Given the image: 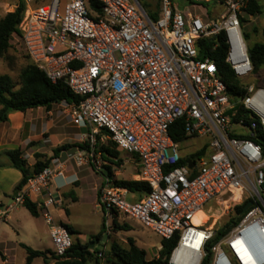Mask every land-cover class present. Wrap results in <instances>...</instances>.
<instances>
[{
    "label": "built area",
    "instance_id": "obj_1",
    "mask_svg": "<svg viewBox=\"0 0 264 264\" xmlns=\"http://www.w3.org/2000/svg\"><path fill=\"white\" fill-rule=\"evenodd\" d=\"M89 1L18 0L11 8L22 2L24 11L11 38L50 83L64 84L78 98L65 104L72 126L89 132L88 158L76 152L77 166L96 160L94 170L105 172V162L97 161L100 154L93 153L97 141H111L136 160L134 181L146 185L148 193L129 200L132 193L105 176L96 203L105 232L109 235L113 222L122 220L161 240L178 236L167 264H201L204 246L216 230L207 224L211 219L195 226L193 216L209 202L222 204L226 213L231 206L250 203L211 247L210 264H264V147L251 139L264 134V89L242 85L245 95L232 97L214 60L202 58L197 47L198 40L223 35L224 62L239 81L250 77L239 27L256 0H214L223 12L211 22L190 11L211 0H184V10L173 0H159L156 20L137 0H97L101 14L90 10ZM178 120L184 141L205 138L208 143L182 156L179 143L169 136ZM201 151L202 157H190ZM183 158L185 165H179ZM63 172V164L43 169L27 179L10 203L0 205V222H5L26 200L36 204L57 257L72 244L52 216L62 202L53 184ZM185 240L198 241L194 263L177 251Z\"/></svg>",
    "mask_w": 264,
    "mask_h": 264
},
{
    "label": "rangeland",
    "instance_id": "obj_2",
    "mask_svg": "<svg viewBox=\"0 0 264 264\" xmlns=\"http://www.w3.org/2000/svg\"><path fill=\"white\" fill-rule=\"evenodd\" d=\"M69 0H61V3L68 2ZM181 9L187 6V2L184 0H173ZM141 3H149L151 10L155 11L157 8L156 2L153 0H140ZM138 2V3H139ZM18 4V0H0V19L7 13L13 12L15 9L11 7ZM198 7L190 9L191 13L197 14L201 17L207 15L209 22L219 21V16L223 12L220 5L215 2L211 3H197ZM264 6V0L262 1ZM244 23H240V33L242 41L248 51L256 43L263 42L262 29L264 28V8L261 14L254 16L244 15ZM256 30V32L253 31ZM10 49L8 51L7 60L0 61V75L7 74L12 79L13 83L18 88L19 75L25 66L31 62L23 53L18 41L14 38L10 39ZM260 75L261 86H264V67L261 68ZM242 85H254V78L251 75L248 78H244L240 81ZM35 119H40L42 113L36 111ZM33 114V115H34ZM46 119L49 120L46 129L37 131V135L40 139V147L37 149L35 142L34 145H28L22 152L21 157L26 161L29 168L34 164L33 153L37 152L44 155L46 158L52 156V150L55 147L62 145H83L89 142L87 129L76 128L70 123V119L67 115V108L65 104L53 106L51 113L48 114L44 111ZM39 123V120L35 122ZM108 142L106 141L105 144ZM208 143L205 138H195L179 143V153L183 156L190 154L191 152L204 147ZM109 149L116 151V149L109 144ZM39 150V151H37ZM83 151L85 159L88 158L86 155V149L82 150L78 147H72L67 151L60 154V158L57 161H52V165L63 164L64 177L66 181H71L70 175L75 174L78 180L71 181V184L63 186L62 181L64 178H58L55 180L62 202L61 206L52 210V216L55 221L58 220L60 214L69 221L72 227L77 231L78 234L71 236L74 239H78L81 243H86L93 240V237L98 235L103 226V216L100 209L96 207L97 192L100 191L102 183L104 181L103 176L94 170L96 160L93 163L87 160L86 164L77 166L74 160V154L76 152ZM98 157V156H97ZM121 160L120 165H111L105 162V165L110 166L111 173L114 180L130 181L137 171L136 162L132 156L119 151L118 158ZM117 159H113L116 162ZM97 161L104 162V159L97 158ZM0 163L2 165L8 164V159L5 156L0 157ZM1 169V168H0ZM17 172V171H15ZM1 185L5 188L9 186L13 181V177L5 176L0 178ZM135 199V198H134ZM133 199V200H134ZM131 200V198H129ZM68 213V216L65 214ZM201 213L208 219H211L207 224L211 225L214 221V229L216 231L221 230L230 220L237 217L234 206L230 208V211L226 213L223 210L222 204H215L209 202L202 210ZM117 228L112 226V230L109 235L104 230L102 239L95 242V250L101 252V257H98L99 262L106 264L105 258L107 253L110 251L112 245H116L122 250H128L131 247V243L136 248L146 253V259L150 260L158 256V251L161 246V239L152 231L137 225L134 222L117 220ZM234 227V226H233ZM232 227V228H233ZM0 242L6 243L10 247L13 246L11 252L8 253L10 259L15 264H22L26 256L25 250L20 244L26 245L33 250L45 251L46 249L52 248V243L48 235L47 227L44 223L42 215L38 217H32L29 212L23 207H16L5 222H0ZM33 264H44L41 259L34 260Z\"/></svg>",
    "mask_w": 264,
    "mask_h": 264
},
{
    "label": "trees",
    "instance_id": "obj_3",
    "mask_svg": "<svg viewBox=\"0 0 264 264\" xmlns=\"http://www.w3.org/2000/svg\"><path fill=\"white\" fill-rule=\"evenodd\" d=\"M138 2L140 0H137ZM156 2V7H159V0H153ZM263 0H256L250 4L246 10V14L254 16L261 14L264 6L262 4ZM215 2L211 0L210 2L202 3H211ZM216 3V2H215ZM142 9L148 15L151 20H156L158 18L159 9L155 11L151 10V5L149 3L139 2ZM90 10L101 14V5L97 0L89 1ZM24 11V4L22 2L16 7V9L7 13L0 19V60L6 61L8 51L10 49V39L13 34L17 33L18 24L21 21L22 14ZM241 23H244V18L240 19ZM256 32L255 29H253ZM263 42L256 43L252 48L247 51L248 58L252 66V76L254 78V86L256 88H263L261 86L260 75L261 68L264 67V28L262 29ZM216 46L214 49L213 47ZM197 47L199 54L202 58L210 57L216 63L219 76L226 86L227 92L232 97H243L245 95V90L242 88L241 82L234 76L232 70L224 62L226 45L224 43L223 35H218L215 37H210L206 39L198 40ZM30 61V60H29ZM31 62V61H30ZM19 84L18 88L13 83L12 79L7 74L0 75V123L8 121V116L14 112L25 113L27 110L44 108L45 111L49 112L52 110L53 106L60 104H75L78 102V98L73 95L70 90L62 83L52 84L48 81L45 75L36 68L32 63L28 64L23 68L19 75ZM169 136L174 143H180L186 140L184 125L181 120L176 121L169 130ZM255 143L264 147V134L258 132L254 138H251ZM108 145L105 143L102 144L99 141L96 142L93 153L100 154V157L104 159V162H108L111 165H120L121 160L118 158V153L120 150L111 142L107 141ZM109 144H111L116 151L109 149ZM28 145H34L30 143ZM72 147H78L82 150L89 149V144L83 145H62L56 147L52 150V156L46 158L44 155L39 153H34V164L29 168L26 161L21 157V152L19 149L5 151L0 153L1 156H5L8 159V167L13 168L20 172L21 179L15 185L13 193L20 191L26 184L27 179L34 175L40 173L43 169L50 166L51 162L59 158L60 154L67 151ZM191 158L195 157L194 155L190 156ZM113 159H117L116 162H113ZM187 158L180 160L179 165H185ZM3 165H0V168H3ZM106 177H110L114 185L127 189L130 193L138 195V199H141L146 193H148V187L143 183L136 181H123V180H114V177L111 173V168L108 165L103 166ZM104 175V172H101ZM103 185V183H102ZM99 192H97V199ZM245 204L234 206V211L237 215L236 218L230 220V223L227 224L221 230L216 231L215 237L204 246L205 256L201 264H210L211 260V247L218 242V240L226 234L233 226L237 224L240 220L239 214L241 213ZM23 207L29 212L32 217H38L39 211L36 204L32 203L29 200H26L23 204ZM68 216V213L65 212ZM68 233L73 236L78 234L73 228L69 225H63ZM114 228H117V224L113 222ZM103 226L98 235L93 237V240H90L86 243H81L78 239H75L70 248L66 251L63 257H57L53 252L49 250L38 251L33 250L28 246L22 245V248L25 250L26 259L25 264H31L33 260L40 258L44 263L53 261L54 264H100L98 259V254L100 251L95 250V248H90L91 244L95 245V242L98 241L103 233ZM178 243V236L173 237L170 240H162L160 250L158 251V256L156 258L147 260L146 253L142 250H139L131 243V247L128 250H122L116 245H112L110 251L107 253L105 258L106 264H167V258L171 254L172 250L176 247Z\"/></svg>",
    "mask_w": 264,
    "mask_h": 264
},
{
    "label": "crops",
    "instance_id": "obj_4",
    "mask_svg": "<svg viewBox=\"0 0 264 264\" xmlns=\"http://www.w3.org/2000/svg\"><path fill=\"white\" fill-rule=\"evenodd\" d=\"M36 111H39L42 113V116L40 119H35L34 113ZM44 111H45L44 108H36V109L27 110L25 113L14 112L8 116L7 122L0 123V153L5 152V151L16 150V149H19L20 152H22L28 146V144L33 143V142H35L36 147L38 149L40 147L39 136L41 134L37 135V131H41L44 128L46 129V126L48 125V122H49V120L46 119L47 116L44 115ZM47 113L50 114L51 111H49ZM37 120H39L38 124L35 123ZM37 151H39V150H37ZM34 153H37V152H34ZM59 158L55 159L54 161H57ZM135 162H136V160H135ZM0 165H2V163H0ZM8 165H9V162H8V164H4L3 165L4 167L0 169V178H4L5 176H11V177H13V181H12V183L9 184V186L7 188L3 187L1 185L2 183L0 181V205H6L12 201V198L14 196L13 189H14L15 185L21 179L20 172L13 169V168L8 167ZM56 166L57 165H55V166L52 165L50 167L54 168ZM15 171H17V172H15ZM135 175H136V173L132 177V181H134ZM102 176H103V179H105L104 177L106 175H102ZM70 177L72 179L71 181H74L76 179L78 180V177L75 174L70 175ZM63 178H64V180H61L63 183L62 184L63 186H67V185L71 184V181H66V178H68V177L63 176ZM54 184H55V181H54ZM54 184H53V186L56 187V185H54ZM131 199L132 200L133 199L138 200V195L132 194ZM97 201H98V199L96 197V203H97ZM39 214H40V212H39ZM55 222L62 224V225L66 224V225H69L72 227V225L69 223V221L66 219V217H63L62 214H60V217H58V220ZM73 230H75V229L73 228ZM47 231H48V228H47ZM101 239H102V237L98 241H100ZM98 241H96V242H98ZM22 245L23 244H20L21 247H22ZM94 246L95 245L93 244V247ZM12 249H14L13 246L10 247L8 244L0 242V264H15L10 259L9 255H8V253L11 252ZM46 250H49L52 252V248L46 249ZM25 259H26V256H25L22 264H25ZM37 259H40V258H37ZM33 263H34V260L32 261L31 264H33ZM44 264H54V262L49 261L48 263H44ZM100 264H103V263L100 262Z\"/></svg>",
    "mask_w": 264,
    "mask_h": 264
},
{
    "label": "bare ground",
    "instance_id": "obj_5",
    "mask_svg": "<svg viewBox=\"0 0 264 264\" xmlns=\"http://www.w3.org/2000/svg\"><path fill=\"white\" fill-rule=\"evenodd\" d=\"M207 221L208 219L201 213V210L197 212L192 218V223L195 226H201L202 224H206ZM214 223L215 222L213 221L211 226H214ZM197 247H198V241L195 240L191 244V242L189 243L187 240H185L180 244L177 251H180V253L182 254L191 256V260H193L194 263L196 261V256H197V254L195 253Z\"/></svg>",
    "mask_w": 264,
    "mask_h": 264
},
{
    "label": "water",
    "instance_id": "obj_6",
    "mask_svg": "<svg viewBox=\"0 0 264 264\" xmlns=\"http://www.w3.org/2000/svg\"><path fill=\"white\" fill-rule=\"evenodd\" d=\"M133 1L136 2V0H133ZM137 6L139 7V9H141L138 3H137ZM203 155H204V151H201L195 157L199 158V157H202ZM187 165H188L189 168H191L192 167V162L191 161H187ZM104 175H106V172H104ZM250 206H251L250 203L245 204L243 209H242V211H241V213H240V215H242L247 210V208L250 207ZM90 248H93V244L90 245Z\"/></svg>",
    "mask_w": 264,
    "mask_h": 264
}]
</instances>
